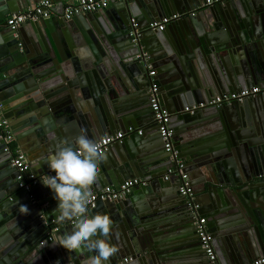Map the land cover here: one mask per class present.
Instances as JSON below:
<instances>
[{"label": "water", "instance_id": "water-1", "mask_svg": "<svg viewBox=\"0 0 264 264\" xmlns=\"http://www.w3.org/2000/svg\"><path fill=\"white\" fill-rule=\"evenodd\" d=\"M56 2L53 16L36 21L43 30L29 42L19 36V28L8 26L11 42L6 53L0 50V73L6 76L1 86L17 83L33 99L23 112L29 120L10 121L19 142L34 131L40 136L46 130L34 149L38 155L28 157L32 169L42 165L57 145L76 147L75 138L82 131L71 128L68 118L81 119L83 132L92 138L119 129L126 132L106 152L96 179L100 185L93 183V193L107 185L117 187L121 178L129 177L147 178L138 188L150 193L146 204L99 202L109 205L107 215L113 223L108 239L117 249L106 264H250L263 257L264 94L194 112L185 108L215 95L264 87V0H226L206 7H200L201 0H110L112 9L81 14L69 22L54 16L63 14L71 0ZM174 13L183 16L166 30L148 28L150 22ZM133 17L139 21L136 42L130 34ZM143 51L148 58L138 57ZM152 67H157L155 76L149 74ZM152 81L171 114L174 147L187 160L185 170L194 178L199 215L208 217L215 262L199 250L198 214L179 192L176 178L169 179L176 182L175 190L162 184L171 158L150 107ZM87 96L90 105L96 108L98 103L103 111L94 126L84 121L86 116L77 106ZM61 103L65 105L59 114L53 107ZM12 113L9 110L5 117L12 118ZM21 122L28 123L26 133H19ZM147 125L152 142L146 140L145 130L138 132ZM198 163L203 171L197 178L199 172H193ZM45 174L54 172L48 168L42 176L36 175L37 183L30 190L20 188L18 170L0 140V264L71 263L74 251L55 244L65 232L53 240H44L47 234L38 232L56 215L52 210L57 201L40 181ZM148 180L159 183V188H149ZM48 201L49 207L43 208ZM39 256L43 260L35 259Z\"/></svg>", "mask_w": 264, "mask_h": 264}, {"label": "built area", "instance_id": "built-area-1", "mask_svg": "<svg viewBox=\"0 0 264 264\" xmlns=\"http://www.w3.org/2000/svg\"><path fill=\"white\" fill-rule=\"evenodd\" d=\"M122 1V0H119ZM226 0H204L200 4V7H206L212 5L214 2H222ZM109 6V0H76L68 2L62 14L65 21H70L74 17L92 13L100 9H106ZM55 3L51 0H41L33 7H29L22 12L13 13L8 19V26L16 30L26 21H36L41 18H50L55 13ZM183 16L182 13H174L169 16H164L158 20H154L148 24V28L151 30L163 31L169 23L177 20ZM139 23L136 18H131V31L130 34L133 37L132 41L136 42L139 32ZM144 48L143 46L141 49ZM138 57L148 58V52H141ZM151 76L156 75L155 69L150 70ZM150 93V107L154 112V118L158 124V130L163 140L165 150L170 153L171 166L168 169L165 180H169L172 176L176 178L179 183V192L186 197V202L198 217L195 218L196 233L201 242V246L205 253L212 262L216 261V253L213 246V236L207 228V217L199 215L200 206L195 202V192L191 186L189 174L186 172V163L184 159L179 157V152L174 147L173 136L174 131L171 127V114L160 102V93L158 85L152 81L149 87ZM258 94H264V87L255 85L251 88L240 89L231 93H225L221 95H215L208 101L193 104L185 108L186 111L194 112L197 109L207 106L221 107L223 105H231L233 103H242L247 98L255 97ZM134 129L130 128L129 132H133ZM142 133L141 130L138 131ZM126 136V132L119 131L116 133L108 134L101 139L105 152L117 141H121ZM0 140L4 144V151L11 155V163L18 170L17 179L19 186L22 189L30 190L33 185L37 183V176L32 173L28 156L18 146L14 145L16 141L15 134L12 130L11 123L4 114V103L0 100ZM146 180L142 178H129L121 183L119 186L107 185L102 189L93 193V199L90 208H96L99 202L113 201L118 202L127 198L135 188L140 185L146 184ZM68 222L73 224L76 222V218L72 220L65 219L63 221L58 220V217H53L46 222L48 226L49 235L44 240H53L54 232L59 230L62 224ZM43 240V241H44ZM41 241V244L43 243ZM250 264H264V256L257 258Z\"/></svg>", "mask_w": 264, "mask_h": 264}, {"label": "clouds", "instance_id": "clouds-1", "mask_svg": "<svg viewBox=\"0 0 264 264\" xmlns=\"http://www.w3.org/2000/svg\"><path fill=\"white\" fill-rule=\"evenodd\" d=\"M72 143L59 144L48 154L45 162L54 175L45 174L41 183L53 193L57 201L54 210L58 220L76 218L71 231L64 233L55 244L80 253H94L83 264H106L116 247L108 235L112 220L107 214L91 213L92 185L100 172V164L106 159L103 142L83 132ZM26 212L27 207L21 205Z\"/></svg>", "mask_w": 264, "mask_h": 264}, {"label": "crops", "instance_id": "crops-1", "mask_svg": "<svg viewBox=\"0 0 264 264\" xmlns=\"http://www.w3.org/2000/svg\"><path fill=\"white\" fill-rule=\"evenodd\" d=\"M40 1L41 0H0V50L2 51V53H6V51L8 50V46L10 45L11 36H12L11 31H10V28L6 24L7 19L13 13L22 12V11L26 10L27 8H29V7H33L34 5H36ZM51 1L55 3V7L54 8L57 9L58 6H57L56 0H51ZM73 1H76V0H71V2H73ZM203 1L204 0H201L200 3H202ZM110 9H112V6H111L110 0H109V6H108V8H106V10H110ZM75 18L76 17H74L73 19H75ZM54 19L62 20L64 22H69V21H65L63 19L62 13L59 14V15L57 14L56 16H54ZM72 20H70V21H72ZM75 20H78V19H75ZM36 21H26V22L22 23L20 27H18L19 28V34H20L19 36L21 38H23L24 41L29 42L30 39H33L34 38V35L39 36L38 35L39 34V32H38L39 30H43L42 25L35 26L36 24H40V22L37 23ZM138 23H139V21H138ZM153 69H155V71L157 73V67L150 68V70H153ZM1 71H3V70L0 69V72ZM7 73L11 74V76L14 75V73L9 72V71ZM5 77L6 76H4V73H0V97L3 98V100H1V101L4 103V106L6 107L5 113H7L9 110H11V112L13 111V113H12L13 116H12V118H10L11 120L9 119V121H11V123H13V121L14 122L15 121H21L20 120V117L23 118V121H24V118L25 117H26V120H29V118L27 117V114L28 113L25 114L23 112H25L27 109L30 108L31 101L33 100L32 99V96H31V93H29L28 90H26L24 88H19L18 87L19 84L17 85V83H15V84L12 83L11 86H5L6 88H3L1 86V84H2V81L4 79H6ZM18 81L19 80H16V79L14 80V82H18ZM15 88H17V89L15 90ZM63 94H64V92H61V96L62 97L64 96ZM203 100L204 99H202V101ZM208 100L209 99L205 98V100L203 102L208 101ZM88 101H91V98L90 97L88 98V96H87V97H85L84 100H81L79 102V105H77V106H79V108H81L82 112L86 116L84 118V121H86V123L88 122L92 126H94L95 121H97L98 118L100 120V117H101V114H103V111L102 110H98V108H99L98 103L95 105V107L97 108L96 109V108H94V105H90L88 103ZM65 104H66V101H65ZM65 104L64 103H61L58 106H54L53 109L55 110V112H57L59 114H62V107ZM82 105H85L86 106V109L85 110H84V106H82ZM91 106H92V108H91ZM188 106H190V105H188ZM208 107H213V106H207V107H204V108H208ZM28 112H29V110H28ZM68 121H69V124H70L71 128H73V129H77L78 131H82L85 128V125L84 124L82 125V123H81L82 122L81 119H79V120L78 119L77 120L74 119L73 120L72 118H68ZM19 124H20V126L18 127L19 133H22V132L23 133H26L25 131H27V127H28V126L26 127V125H28V123H25L24 124V123L21 122ZM72 124H74V125H72ZM17 125L18 124H15V126H17ZM148 126L149 125H147L145 127L142 126V128H140L139 130H143V131L145 130V135H147L146 136V140H148V138H150V140L152 142L153 139H152V136H150V135L153 132L146 134V131H148L147 129H149V131H150V128ZM130 128H133L134 129V127H132V126ZM45 131H46L45 129L41 130L40 136L39 135L36 136L37 131H34V134L26 135L23 139H21L22 143L19 142V138L15 135L16 141H15L14 145L18 146L23 152L26 153L27 156H28V151H30L29 152V156H28L29 158H31V156H36L38 154L34 150L35 149V146H36V144L39 145L38 143L40 142V139L43 138L44 136H46V134H45L46 132ZM119 131H123V130L122 129H119V130H116L113 133H116V132H119ZM133 132H130V134H132ZM51 138L52 139H56V136L51 137ZM95 139L99 140V139H101V137L100 138H95ZM36 151H38V150H36ZM45 160H43V162H42V165L43 166L40 165V163H39L36 166H33V169L31 167L32 173H34L37 176H42V174L45 173L46 170H48V165L45 162ZM185 163H187V160L186 159H185ZM186 166H188V164H186ZM201 166L202 165H200V163H198L197 166H196L197 168L194 170L195 172H193L195 174L197 172H199V175L197 176V178L200 177L201 174H202V171L203 170H202V167ZM186 172L189 174L190 183H191V186H192V188H193V190L195 192L194 186L192 184L194 178H192L190 176V172L189 171H186ZM129 178H133V177H129ZM140 178H142L144 180H147V178H145V177H140ZM121 179L122 180H121V182L119 184H121L123 181L127 180V179H124L123 180V178H121ZM163 180L162 181L164 183H162V184H164V185L166 184L167 185L166 186L167 189H170V190H172V189L175 190L176 189V186H175L176 185V182L175 181H172L171 182V181L168 180L166 182L165 179H163ZM94 184L96 186L100 185V183H99L98 180H96L94 182ZM148 184L150 185L149 188H151V189H153V188L154 189H158L159 186H160L159 183L152 182V181H149ZM113 186H115V185H113ZM149 193H150L149 191H145L143 188H138L137 187L135 190H133V192L127 198H125V199H123L121 201H118L116 204L117 205H119V204L120 205H122V204H126V205L127 204L128 205L132 204V205H136V204H138L140 202H143V201H145V204H146L147 201H148V198H147L146 194H149ZM152 196H153V198H155V196H157V194H153ZM195 196H196V193H195ZM47 198L48 197L46 196L45 199H47ZM132 201H134V202H132ZM197 204H199V203H197ZM49 205L50 204H49V201H48V202L43 203L42 207L43 208H46V207H49ZM52 206H51L50 209H52ZM55 206H56V202L54 203V206L53 207H55ZM108 206L109 205H107V204L98 203L96 208L91 209V213L92 214H95V213H101V214H105L106 213L107 214V208H108ZM199 206H200V204H199ZM200 208H201V206H200ZM52 211H54V208H53ZM52 214H56V212H54ZM56 216H57V214L54 215V216H52L51 218L56 217ZM203 216L207 217L205 214ZM50 219H48V220L50 221ZM207 221H208V217H207ZM75 223L68 224V222H65L64 224L61 225V227L59 228V230H57L56 232H54V235H60L61 236L63 234V232H65V233L66 232H69V231H65V229L69 225H72V226L75 225ZM45 225H46V223L44 225L42 224L41 229L39 228V231H38L43 237H45L46 234L49 235V231H50L49 228L47 229L48 231L45 229ZM46 227H48V226H46ZM200 248L201 249H199V250H202L204 252V254H205V251L202 248V246H200ZM180 252H183V255L186 254V251H184V250H181ZM180 252H175V253H180ZM92 254H94V253H89L87 251H82L80 253H75V252L74 253H71V256H72L73 259L70 260L71 263L68 261L66 264H77V261H76L75 256L79 260H83L84 261L87 256L92 255ZM205 256H206V258H208L207 254H205ZM35 259H41V260H43V256H39V258L37 257ZM131 260H132V258L129 261L131 262ZM40 262H42V261L36 260V264H39Z\"/></svg>", "mask_w": 264, "mask_h": 264}]
</instances>
